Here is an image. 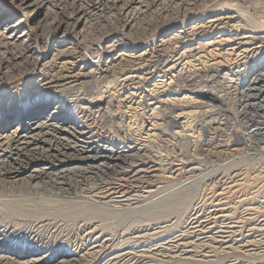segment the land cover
I'll return each mask as SVG.
<instances>
[{"label":"rangeland","instance_id":"obj_1","mask_svg":"<svg viewBox=\"0 0 264 264\" xmlns=\"http://www.w3.org/2000/svg\"><path fill=\"white\" fill-rule=\"evenodd\" d=\"M130 1L48 0V21L44 33L48 34V29L59 23L71 27L79 18L80 12L85 13L87 22L79 38V41L84 39L81 41L84 52L75 44L70 45L74 46L72 49L74 48L75 53L71 56L74 59L66 67L69 72L61 73L75 79L67 85L70 91L81 88L71 100L75 101L76 106L90 112L97 123L102 124L100 133L113 138L117 142L114 147L122 150H128V146L137 148L145 161L153 162L150 165H154L155 172L140 175L144 176L141 178V183L144 184L139 185L145 188L143 191L137 192L139 190L136 191L132 186H124L123 189L130 194L131 199L139 196V200L137 203L132 200V204L136 205L127 209L131 211L125 212V208L114 207L118 212L113 213L121 217L117 220L111 218L113 220L106 222L109 240L106 236L99 239L101 242L107 241L108 248H72L79 241H84L80 229L82 222L74 215L77 214V208L73 207L83 204L77 205L81 212L80 208L83 210L86 202L76 199V195L57 196L46 192L28 195L22 201L26 208L34 211L32 216L8 217L6 210L0 207V213L4 214L0 216V235H5L7 229L15 224L24 231L32 226L38 227L35 247H43L36 240L46 237L44 243L57 249H49L47 246L39 250L32 242H26L28 249H22L26 244L20 241L18 245L21 247L18 246L17 252L33 256L34 259L40 257L37 258L42 260L40 264L49 262V258L72 252L75 264H264V118L260 119L251 111H243L242 86L236 85L238 78L248 76L250 70H255L259 63L264 64V33L214 30L208 35L194 38L203 28L194 31V24H191L167 37H159L150 49L133 51L110 48L109 52H101V65L94 66L85 61V57L98 58L99 54L96 52L95 56L96 53L92 50L95 47L93 43L103 31L114 29L115 38H120V34L125 33L123 25L130 20L136 29L154 26L159 24L166 11L182 10L193 3V0H141L140 7L133 5L134 9L126 14L122 11V6ZM242 1L244 0H219L233 4H243ZM225 25L227 20H223L217 29ZM72 39L67 37L66 42L72 43ZM178 40L182 44H175ZM7 54L8 59L11 53ZM154 57L158 58V62L149 65V61L156 59ZM4 60L0 58V72L4 71ZM128 61L140 70L121 76L113 66L124 62L126 64ZM38 68L40 69L33 68V71L27 66L32 71L8 85L4 93L12 95L30 87V92H35L33 84L29 83L40 80ZM59 69L48 75H55ZM21 102H24L23 105L29 103L24 99ZM1 103L4 100L0 99V105ZM7 121V118L0 115V142L8 143L21 125L18 119H9L11 124H7ZM103 142L104 146L110 148V140ZM133 162L130 166L139 165L136 160ZM99 175L101 173L92 180V187L98 183L96 177ZM111 183L115 185L116 180H111ZM238 184L242 187H236ZM219 190L225 192L222 191L224 194L220 197V208L228 218L211 221L213 228L209 231H202L204 224H201V233H185L193 214L203 217L214 208V199ZM110 208L105 207L103 210L109 211L112 209ZM155 208L162 210V216L148 218L141 215V209ZM134 209L137 211H132ZM200 221L201 219L198 222ZM148 226L152 229L161 226V230H164L160 235L146 239L143 237L144 240L131 239L135 234L133 232L149 229ZM227 230H232L239 240L234 237L226 238L224 232ZM130 241L134 243L131 244ZM240 241L241 244L247 241L249 243L240 247ZM175 242L179 243L178 247ZM64 244L70 247H62ZM65 250L71 252L66 253ZM48 264L58 263L53 261Z\"/></svg>","mask_w":264,"mask_h":264},{"label":"bare ground","instance_id":"obj_2","mask_svg":"<svg viewBox=\"0 0 264 264\" xmlns=\"http://www.w3.org/2000/svg\"><path fill=\"white\" fill-rule=\"evenodd\" d=\"M242 2L243 4L239 2L233 4L219 2V0H193V3L188 5L189 2L187 4L188 6L182 10L166 11L159 24L150 27L142 26L138 29H136L135 24L130 20L123 25L125 33L120 34V38H115L116 31H114V29L100 33L101 35L96 42L93 43L95 47L92 49L95 53L97 52L99 54L98 58L96 57L97 60L93 58V56H90L92 59L85 57L86 60H84L93 63L94 66H99L102 64L101 52H107L111 50L110 48H112V50H114V48H126L127 50L133 51L147 49L153 46L159 37H167L178 29L191 24H194L192 27L194 31L203 28V30L195 34L194 38H197L199 35H208L214 30L247 31L253 34L264 33V0H244ZM48 3V0H0V58L6 60V55H9L7 53H11V58L9 57L2 67L4 71L0 72V99L4 100V103L0 105V115L7 118L8 121L9 119H18L21 123L20 128L15 132V135H12L8 143L0 142V197L3 198V200L0 201V207L6 210L7 215H9L8 217L32 216L31 214H33L34 211L28 209V207L26 208L25 202L22 201V198L28 195H37V193L40 194L43 192L49 195L56 194L57 196L76 195V199L80 198L82 201L86 202V207L83 208V210L80 208L81 212L77 205L82 206L83 204H77L73 207L74 209L77 208V214L74 212V215H77V218L80 219L79 221L82 222L80 229L84 241L81 243L79 241V243L72 246V248L75 250L78 248H83L85 250L101 249L107 247L108 242H101L99 239L104 236L108 239L107 236H110L106 233L108 228L106 222H109L111 218H116L117 220L121 217L113 213L118 212L114 207L119 206L123 209L125 208L126 212L127 209L136 205L139 200V196L135 195L136 198L133 199L136 203L132 204L133 199H131L130 194H127L123 189L124 186H132L136 191L139 190L137 192L143 191L145 188H141L142 186L139 185L142 182L141 178H144V176L141 177L140 175H149L155 172L156 169H154V165H150V163L153 164L152 161H145L143 159L142 152L137 148L135 149L128 146V150H122V148H116L117 146L114 147L115 144L117 145V142H115L113 138L108 136L105 137L106 135L104 136L100 133L102 124L97 123V119L92 117L90 112L76 106V103H74L75 101L72 102V97L74 95L76 96V93L78 94L81 88L70 91L67 85L72 83L75 79L68 76L65 77V75H61V73L69 72V69H66V67L71 65L70 60L74 59L71 57L73 53H75L73 50L74 48L72 49L74 46L70 45L75 44L77 48L83 51L81 48V41L84 39L79 41V38L81 37L80 32L83 31L84 26H86V15L84 12H80L78 19L74 17L76 20L71 27L59 23L53 28L48 29L49 32L47 34L44 33V27L48 21L46 15V12H48V6L46 5H48ZM246 3L248 4L246 7L241 6ZM133 5L140 7L142 1L131 0L129 3L122 6V11L128 14L132 10ZM223 20H227V25L217 29L222 25ZM210 29H212L211 32ZM76 34H79V36ZM51 37L52 39H50ZM67 37L73 38L72 43L66 42ZM175 44H182L181 40H178ZM16 50H19V52ZM90 52L91 51H89V53ZM97 53L94 55L97 56ZM154 58L156 59L149 61V65L158 62V58ZM60 60H66V62H61ZM124 63L115 64L113 66L115 70H118L117 73L121 76L140 70V68L133 67L130 61L126 62V64ZM27 66H30L32 70L33 68L40 67V69L38 68L41 74L40 77L38 76L40 80H34L32 81L33 83H29V85L33 84L32 88H34L35 92H30L31 87L29 88V86H27L29 89L22 92L16 91L12 93V95L9 92L4 93L8 85L32 71L31 69H27ZM57 68L60 69L55 75H48ZM68 80L70 82H67ZM237 83L236 85L242 86V98H244L242 102L244 103L242 107L243 111H251L257 114L258 116H256L260 117V119L264 118L263 62L259 63L255 70H250L248 76H243L241 79L238 78ZM23 99L29 102L28 105H23L24 102H21ZM8 121L7 124H11ZM256 131L257 129L254 132ZM104 140H110V148L103 145ZM135 160L139 165L135 167L130 166ZM133 163L135 164L136 162ZM99 173H101V175L96 177L98 183L96 182L97 184L95 183L96 185L92 187V180ZM111 180H116L117 184L115 183V185H112ZM239 184L236 185V187H240L241 185ZM226 187L228 188L227 185ZM148 190L151 191L150 189ZM219 191L218 194L216 193V199H214V201L216 200L215 205L213 204L214 208L203 217L193 214L186 232H183L190 233V231H192V233H201V230H199L201 224H204L202 225L203 227H201L202 231L203 229L204 231H209L213 228L211 227V221L226 218L225 212L220 208L222 200L220 197H223L225 192L223 190ZM105 207H111L112 209L110 208L111 210L109 211L103 210ZM141 210V215L148 218L162 216V210L160 208ZM132 211H137V209ZM138 213H140V211ZM3 215L0 213V216ZM197 219H201V221L198 222L199 220L197 221ZM12 220L14 221V219ZM93 221L97 224L92 223ZM162 230H164V228ZM162 230L161 226H157L156 228L153 227V229L149 227V229L143 231L137 230L133 232L135 234L131 239H143V237L146 239L147 237L160 235ZM232 230L224 232L226 238H235L236 234H234ZM36 235H38V227L36 226L29 227L28 230L25 231L16 224L10 226L5 235H0V264H40L42 260L37 259L40 257L34 259L35 257L29 256V258L25 253L20 254L21 252H17V248L21 247V245H18L21 243L20 241L23 243L25 242L24 244H26V242H32L35 247L34 239ZM113 235L115 236V234ZM184 236L186 235L184 234ZM179 237L180 235L175 239ZM39 239L40 240L36 241L42 244L43 247L48 246L49 249L56 248L48 243H44V239H47L46 237H40ZM235 239L239 240L237 237ZM127 243L128 242H126V244ZM132 243L134 242H131V244ZM245 243L249 242L247 241ZM245 243L242 242V244ZM170 244L172 243L170 242ZM178 244L176 243V245H174L177 246ZM227 244L230 245L229 243ZM242 244L240 241L239 246ZM184 246H186V244ZM26 247L27 244L26 246H22V249H28L29 245L27 248ZM43 247L37 246V248H35L40 250L43 249ZM62 247L69 248L70 246L64 244ZM245 247L246 246H244V248ZM191 248L193 249V247ZM247 249L249 248L247 247ZM60 250L62 251V249ZM65 252L71 251L65 250ZM73 253L74 252H72V254L68 253L59 257H53L52 259L49 258V262H43V264H48L53 261H56L58 264H73V262L75 264Z\"/></svg>","mask_w":264,"mask_h":264}]
</instances>
